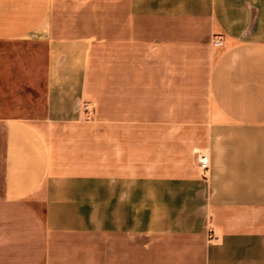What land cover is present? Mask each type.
Here are the masks:
<instances>
[{
	"label": "crops",
	"instance_id": "0c3cea01",
	"mask_svg": "<svg viewBox=\"0 0 264 264\" xmlns=\"http://www.w3.org/2000/svg\"><path fill=\"white\" fill-rule=\"evenodd\" d=\"M0 41L45 49L0 264H264V0H0Z\"/></svg>",
	"mask_w": 264,
	"mask_h": 264
},
{
	"label": "rangeland",
	"instance_id": "374dc122",
	"mask_svg": "<svg viewBox=\"0 0 264 264\" xmlns=\"http://www.w3.org/2000/svg\"><path fill=\"white\" fill-rule=\"evenodd\" d=\"M44 71L43 46L0 41V116H42Z\"/></svg>",
	"mask_w": 264,
	"mask_h": 264
},
{
	"label": "built area",
	"instance_id": "2783aa9c",
	"mask_svg": "<svg viewBox=\"0 0 264 264\" xmlns=\"http://www.w3.org/2000/svg\"><path fill=\"white\" fill-rule=\"evenodd\" d=\"M222 44L221 39H216L214 41L215 46H220ZM197 161L199 164V167L205 172L207 171L209 167V159L208 156L204 152H199L197 155Z\"/></svg>",
	"mask_w": 264,
	"mask_h": 264
}]
</instances>
